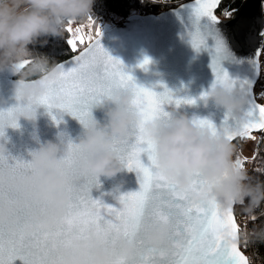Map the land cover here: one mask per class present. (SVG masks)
<instances>
[{
	"label": "clouds",
	"instance_id": "obj_1",
	"mask_svg": "<svg viewBox=\"0 0 264 264\" xmlns=\"http://www.w3.org/2000/svg\"><path fill=\"white\" fill-rule=\"evenodd\" d=\"M94 0H0V74L19 78L14 82V95L22 104L15 111L0 112V226L10 232L50 231L60 226L73 203V176L67 161L69 143L60 134L56 141L41 143L28 150L27 166L16 168L10 159L8 127L14 128L23 118L34 124L42 105L36 103L46 91V81L60 71L47 54L36 55L32 46L44 47L48 38L63 36L69 22L78 23L89 17ZM28 74L39 78L28 80ZM132 89H117L97 105L104 114L103 122L94 117L82 124L84 132L78 146L76 167L85 175L98 179L114 178L126 168L116 150V140L130 139L140 120L133 104ZM205 106L214 105L223 112L215 134L199 126L193 117L179 109L170 110V118H156L146 125V134L156 142L158 163L164 174L179 188H189L196 174L205 182L203 191L192 192L195 204L215 197L225 207L240 205L249 216L264 206V180L241 168L236 156L237 145L229 133L246 122L249 96L245 91L226 84H216L201 99ZM49 111V110H48ZM208 118V117H207ZM212 120L211 118H208ZM100 181V179H99ZM171 225L159 223L146 233L148 246L157 252L167 250ZM242 239L249 245L264 244V226L254 225ZM140 250L135 240L120 236L106 237L96 228L84 234L74 233L57 253L58 264H118L123 259L135 264Z\"/></svg>",
	"mask_w": 264,
	"mask_h": 264
},
{
	"label": "snow or ice",
	"instance_id": "obj_2",
	"mask_svg": "<svg viewBox=\"0 0 264 264\" xmlns=\"http://www.w3.org/2000/svg\"><path fill=\"white\" fill-rule=\"evenodd\" d=\"M221 0H194L181 8L188 12L192 37V47L199 52L209 48V40L214 41L209 49L213 52L211 69L215 79L212 86L226 84L245 91L249 96L247 119L243 125H237L238 131L229 133L234 141H256L254 134H264V104L256 102L253 94L254 80L245 77H233L226 71L221 61L231 56L228 42L221 30V21L215 10ZM226 16L231 17L232 11ZM96 21L90 15L87 24L69 22L65 29L68 34L65 43L74 55L60 63L61 71L50 81H46L47 91L38 98L37 104L46 106L49 114L53 109L69 113L81 124H87L92 118V109L111 97L117 89H132L134 108L140 116L135 132L130 139L116 140V150L121 162L129 170H135L139 179V189L121 194L118 199L121 207L105 204L91 195L100 181L92 175H85L76 167L79 159L78 146L69 143L67 161L73 176V203L65 221L54 230L27 233L22 230L10 232L0 226V264H14L19 259L23 264H58L57 253L61 246L68 243L74 233L84 234L96 228L110 239L124 236L137 242L140 253L135 264H251L250 258L241 251L240 233L233 207H225L215 197L204 204H195L192 192L203 191L205 182L196 174L189 188L181 189L160 169L156 142L146 134V125L156 118H170L168 108L179 109L182 105H195L197 99L176 97L165 88L157 93L152 88L138 84L126 68L123 61L112 56L101 43L102 31L95 28ZM91 29V31H89ZM258 47L252 59H235L234 62L246 65L253 73L257 58L264 50V29L255 33ZM29 62L19 65L23 69ZM151 63L145 57L139 67L147 69ZM264 98V92L261 94ZM207 96V91L199 99ZM167 106V107H166ZM10 111H15L10 110ZM225 116L223 121H228ZM56 124L62 120L53 116ZM193 122L209 127L214 134L219 130L217 124L207 117L194 116ZM14 128L19 127L13 123ZM0 131V135H2ZM63 135V133H61ZM264 142V135L261 136ZM236 156L241 168L255 163L260 156L259 146L251 157L242 154ZM145 158L147 162H145ZM16 168L27 166L23 157L10 158ZM5 161L0 158V164ZM259 172L260 169L256 168ZM257 219L255 215L251 217ZM159 223L171 225L166 251H155L148 246L147 231ZM245 247L247 242L245 241ZM118 264H127L123 259Z\"/></svg>",
	"mask_w": 264,
	"mask_h": 264
},
{
	"label": "water",
	"instance_id": "obj_3",
	"mask_svg": "<svg viewBox=\"0 0 264 264\" xmlns=\"http://www.w3.org/2000/svg\"><path fill=\"white\" fill-rule=\"evenodd\" d=\"M192 3L194 0H186L157 13H133L126 18L105 22L101 28V43L112 56L123 61L138 84L152 88L157 93H162L167 88L176 97L195 98V105H182L179 110L190 117L211 118L219 124L223 119V112L214 105L205 106L199 99L215 79L210 67L213 52L209 50L214 41L210 39L209 48H202L199 52L192 47L188 12L181 8L182 5L188 6ZM217 9L215 14L221 21V30L231 52V56L221 61L222 66L233 77L247 76L254 80L253 94L256 102L263 104L255 93L260 76V56L257 58L255 73L246 65L235 63L234 58L252 59L258 47L255 33L264 29V0H244L231 17L220 16ZM73 55L57 64L68 61ZM145 57L151 60L146 70L139 67ZM18 78L10 73L0 74V112L16 110V106L23 103L15 98L13 91L14 82ZM39 113L35 125L22 118L19 121L20 128L6 129L8 148L12 155L29 159L28 150L39 146L37 139L41 143L56 141L61 133L65 141L71 138L79 142L84 129L77 118L69 113L61 114L58 109H53L49 114L47 107L43 105L39 108ZM92 114L103 122L104 114L98 106L92 109ZM61 115V123L57 125L53 116L61 119ZM99 179L100 186L94 187L91 195L112 207H121L118 199L121 194L139 189L135 170L129 171L125 168L114 178L101 176ZM233 208L235 214V206ZM240 247L249 257L241 246V239ZM14 264H23V261L17 259Z\"/></svg>",
	"mask_w": 264,
	"mask_h": 264
},
{
	"label": "trees",
	"instance_id": "obj_4",
	"mask_svg": "<svg viewBox=\"0 0 264 264\" xmlns=\"http://www.w3.org/2000/svg\"><path fill=\"white\" fill-rule=\"evenodd\" d=\"M186 0H94L93 10L91 13L92 18L96 21L95 28H99L101 22H107L114 19L126 18L133 13H151V12H160L168 7H174ZM244 0H222L220 6L217 9V13L222 17L226 16L227 11H232V14L239 9ZM88 18V17H87ZM87 18L78 22L77 24L84 23L87 24ZM91 31V29H89ZM68 34L66 31L63 36L60 38H48V43L44 47L39 45L32 46L35 54H47L52 60L53 64L70 57L73 55L68 49L65 40ZM24 73L25 79H33L38 76L31 75L26 72V70H21ZM258 100L264 103V98H261L260 95L257 96ZM261 136L264 135L260 133ZM234 141L235 144L239 143ZM241 146V145H240ZM238 148V146H237ZM239 152V151H238ZM260 156L257 158V161L253 163V169L250 171V175L256 177L260 180H264V142H260L259 146ZM256 168H259L260 171H255ZM253 216V215H252ZM250 216V225L251 229L254 225L264 226V208L256 209L255 216L257 219L253 221ZM241 246L244 251L249 255L251 264H264V244L249 245L245 247V241L242 239L243 234L247 232V229L241 226Z\"/></svg>",
	"mask_w": 264,
	"mask_h": 264
},
{
	"label": "built area",
	"instance_id": "obj_5",
	"mask_svg": "<svg viewBox=\"0 0 264 264\" xmlns=\"http://www.w3.org/2000/svg\"><path fill=\"white\" fill-rule=\"evenodd\" d=\"M262 62L264 64V53L262 57ZM257 88L258 89H255L256 95H260L262 92H264V66L261 70V76L258 81ZM235 215L237 218V222L240 224V226L245 227L248 231L250 225V216L243 211L240 205L235 206Z\"/></svg>",
	"mask_w": 264,
	"mask_h": 264
},
{
	"label": "rangeland",
	"instance_id": "obj_6",
	"mask_svg": "<svg viewBox=\"0 0 264 264\" xmlns=\"http://www.w3.org/2000/svg\"><path fill=\"white\" fill-rule=\"evenodd\" d=\"M114 20H118V19H114ZM112 21V20H111ZM110 22V21H107ZM105 22H101L100 27H103V24ZM78 25V24H77ZM101 30V29H100ZM255 135L257 136V140L256 141H247V142H243V141H238L239 143H237L236 145L238 146V151L237 154L240 153L241 148H243V152L242 154L244 156H248L251 157L253 155V150L257 148V146H260V142H261V134L260 132H256ZM241 145V146H240ZM246 169L250 172L253 169V163H248L246 165ZM250 174V173H249ZM264 208V206H263Z\"/></svg>",
	"mask_w": 264,
	"mask_h": 264
},
{
	"label": "bare ground",
	"instance_id": "obj_7",
	"mask_svg": "<svg viewBox=\"0 0 264 264\" xmlns=\"http://www.w3.org/2000/svg\"><path fill=\"white\" fill-rule=\"evenodd\" d=\"M168 8H169V7H168ZM151 13H157V12H151ZM263 53H264V50L261 51V55H260V63H261L260 76H261V70H262V67L264 66V64H263V62H262ZM260 76H259V79H260ZM259 79H258V81H259ZM258 81H257V84H258ZM257 84H256L255 89H258V88H257ZM256 96H258V95H256ZM260 96H261V95H260ZM263 104H264V103H263Z\"/></svg>",
	"mask_w": 264,
	"mask_h": 264
}]
</instances>
